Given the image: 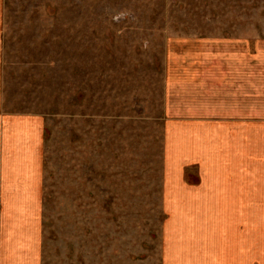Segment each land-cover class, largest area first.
<instances>
[{
  "label": "rangeland",
  "instance_id": "1",
  "mask_svg": "<svg viewBox=\"0 0 264 264\" xmlns=\"http://www.w3.org/2000/svg\"><path fill=\"white\" fill-rule=\"evenodd\" d=\"M242 20L263 34L264 0H0V110L42 121L41 264H163L164 69Z\"/></svg>",
  "mask_w": 264,
  "mask_h": 264
},
{
  "label": "crops",
  "instance_id": "2",
  "mask_svg": "<svg viewBox=\"0 0 264 264\" xmlns=\"http://www.w3.org/2000/svg\"><path fill=\"white\" fill-rule=\"evenodd\" d=\"M249 27L164 69L163 264H264V33ZM41 150L39 117L0 110V264H41Z\"/></svg>",
  "mask_w": 264,
  "mask_h": 264
}]
</instances>
